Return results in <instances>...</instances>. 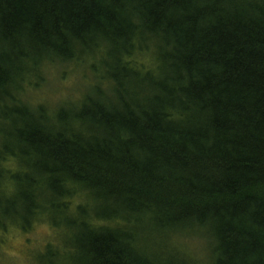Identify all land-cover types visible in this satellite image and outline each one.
<instances>
[{"label":"trees","instance_id":"1","mask_svg":"<svg viewBox=\"0 0 264 264\" xmlns=\"http://www.w3.org/2000/svg\"><path fill=\"white\" fill-rule=\"evenodd\" d=\"M41 221L40 264H264V0H0V233Z\"/></svg>","mask_w":264,"mask_h":264},{"label":"rangeland","instance_id":"2","mask_svg":"<svg viewBox=\"0 0 264 264\" xmlns=\"http://www.w3.org/2000/svg\"><path fill=\"white\" fill-rule=\"evenodd\" d=\"M83 68L72 69L66 77H60V68L52 67L47 72L46 85L33 92L36 99H41L49 105L58 104L63 98H70L73 93H78V86H83L85 80ZM80 89V88H79ZM59 241L56 229L49 223L41 221L34 225L31 231L12 228L8 233H0V264H40L37 254L45 249L49 242ZM182 247H187L190 252H199L201 245L191 239L178 242Z\"/></svg>","mask_w":264,"mask_h":264}]
</instances>
